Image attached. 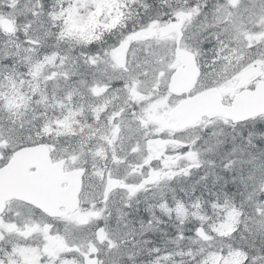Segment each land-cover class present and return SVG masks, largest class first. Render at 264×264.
Here are the masks:
<instances>
[{"label":"snow or ice","instance_id":"6c2138e0","mask_svg":"<svg viewBox=\"0 0 264 264\" xmlns=\"http://www.w3.org/2000/svg\"><path fill=\"white\" fill-rule=\"evenodd\" d=\"M0 264H264V0H0Z\"/></svg>","mask_w":264,"mask_h":264}]
</instances>
